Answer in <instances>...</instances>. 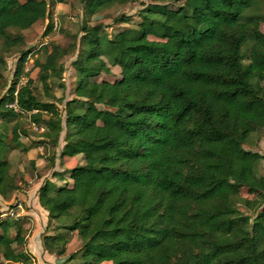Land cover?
<instances>
[{
  "label": "trees",
  "instance_id": "16d2710c",
  "mask_svg": "<svg viewBox=\"0 0 264 264\" xmlns=\"http://www.w3.org/2000/svg\"><path fill=\"white\" fill-rule=\"evenodd\" d=\"M126 1L80 0L88 17ZM254 1H150L133 27L109 36L99 21L83 22L70 61L73 96L61 119L50 81L73 44L53 43L42 60H32L48 100L35 94L24 68L31 50L18 48L20 31L47 17L54 0H0V88L3 52L18 48L0 94V196L13 188L8 152L29 147L19 139L26 135L16 119L21 113L40 122L39 135L52 145L63 129L59 158H81L67 174L51 172L62 184L43 179L36 188L50 226L40 237L44 250L69 264H264V174L257 171L264 154L242 145L264 128V82L257 78L264 71V11ZM51 28L47 19L42 33ZM113 65L118 79H95ZM13 119L6 138L4 124ZM242 185L263 202L251 218L228 202ZM23 223L22 216L0 219L6 261L33 260L22 249ZM70 232L79 246L66 253Z\"/></svg>",
  "mask_w": 264,
  "mask_h": 264
},
{
  "label": "rangeland",
  "instance_id": "374dc122",
  "mask_svg": "<svg viewBox=\"0 0 264 264\" xmlns=\"http://www.w3.org/2000/svg\"><path fill=\"white\" fill-rule=\"evenodd\" d=\"M150 1L155 0H128L121 4L113 3L104 8L99 14L88 17L81 8L80 0H54V3L48 6L47 17L35 21L29 27L20 31L23 36V42L18 48H29L31 50L24 63V68L25 70L27 69L28 76L32 78L35 94L42 100L49 99L48 96L44 95L42 87L36 79L35 75L37 68L32 66L33 58L37 57L42 60L45 53L49 51L50 45L53 43L61 47L73 44L71 49L58 58V62L62 64V71L59 78H54L50 81L51 91L55 96L54 102L60 111L62 119L64 116L63 102L73 96L72 87L74 82V71L70 65V61L75 57L78 51L80 25L85 21L89 23L99 21L102 24L100 33L104 36H109L119 29L133 27L134 23L139 19L137 14L138 9L142 4ZM253 7L256 11H264V0H255ZM254 8L252 9L255 10ZM248 10V8H245L243 12L248 13ZM117 14H123L125 20H114L113 16ZM47 19L51 20L52 28L46 34H43L42 32ZM259 28L264 30V24L261 23ZM10 31L14 32L15 30L10 29ZM17 49L3 52L5 59V69L3 71L4 85L0 88V94L11 79L14 62L18 55ZM119 77V67L113 65L109 66V72H101L99 75L95 76V79L114 80ZM257 78L260 82H264V71L258 72ZM23 81L24 77H21L18 83ZM57 81L62 82V86H57ZM98 106L102 105L99 104ZM16 119L20 126L26 130V135L21 134L19 136L21 144L31 148L27 150L28 147L23 150L17 147L11 149L7 154L10 162L8 177L13 188L7 191L4 196H0V209H12V214L7 213L2 215L0 219L6 217L15 218L17 216L23 217L25 232L22 249L33 255V260L29 264H69V261H64L63 256L57 257L54 255L55 258H53L40 253V250H42L40 242L41 234L50 226L48 228L45 227L46 212L35 203L33 193L34 190L36 193V188L43 179L50 180L54 185L62 184L63 180L56 178L51 172L55 170L61 171L63 175L67 174L65 172L66 168L81 161L80 155L63 156L62 158L58 157L62 144L63 129L59 131L57 143L52 145L39 135L41 130L40 122L36 120L31 121L25 112L21 113ZM14 120L15 119L6 121L4 124L3 131L6 134V138L10 137V125ZM242 145L245 148L256 150L264 154V128L252 132ZM27 156L33 157L30 159V157ZM257 171L259 174H264L263 162L258 163ZM227 198L234 212L247 214L249 218L253 216L254 212L261 207L263 203L260 200V193L256 189L244 185L239 186L233 193L229 194ZM69 236L65 250L66 253H69L79 246V240L75 234L70 232ZM15 247L20 248L21 246L15 245ZM0 264L24 263L6 261L0 257ZM101 264H110V261L103 260Z\"/></svg>",
  "mask_w": 264,
  "mask_h": 264
},
{
  "label": "crops",
  "instance_id": "0c3cea01",
  "mask_svg": "<svg viewBox=\"0 0 264 264\" xmlns=\"http://www.w3.org/2000/svg\"><path fill=\"white\" fill-rule=\"evenodd\" d=\"M31 147H29L27 150H29ZM26 150V151H27ZM26 153V152H25ZM29 155V154H28ZM27 157H30V159L33 157V156H27ZM28 186H30V185H28ZM33 196H34V201H35V203L38 205V207H40V208H42L39 204H38V202H37V198H36V193H35V190H34V193H33ZM43 209V208H42ZM43 211L44 212H46L44 209H43ZM41 249L42 250H40V253H43V254H45V255H47L48 257H53V258H55V256L52 254V253H49V252H47L46 250H44L42 247H41ZM35 255V254H34ZM36 257V256H35Z\"/></svg>",
  "mask_w": 264,
  "mask_h": 264
},
{
  "label": "built area",
  "instance_id": "2783aa9c",
  "mask_svg": "<svg viewBox=\"0 0 264 264\" xmlns=\"http://www.w3.org/2000/svg\"><path fill=\"white\" fill-rule=\"evenodd\" d=\"M10 105H12L14 108H15V105L12 103V104H10ZM12 214V209H6V210H1L0 209V217L2 216V215H5V214Z\"/></svg>",
  "mask_w": 264,
  "mask_h": 264
}]
</instances>
